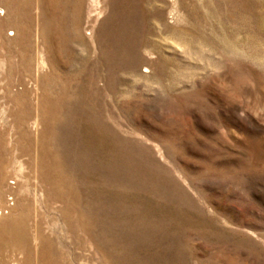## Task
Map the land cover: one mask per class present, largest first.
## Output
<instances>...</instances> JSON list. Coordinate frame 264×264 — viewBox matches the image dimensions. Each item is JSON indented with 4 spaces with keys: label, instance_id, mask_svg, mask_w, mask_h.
<instances>
[{
    "label": "rangeland",
    "instance_id": "1",
    "mask_svg": "<svg viewBox=\"0 0 264 264\" xmlns=\"http://www.w3.org/2000/svg\"><path fill=\"white\" fill-rule=\"evenodd\" d=\"M264 0H0V264H264Z\"/></svg>",
    "mask_w": 264,
    "mask_h": 264
},
{
    "label": "bare ground",
    "instance_id": "2",
    "mask_svg": "<svg viewBox=\"0 0 264 264\" xmlns=\"http://www.w3.org/2000/svg\"><path fill=\"white\" fill-rule=\"evenodd\" d=\"M263 26H264V25H263ZM262 31H264V29H263Z\"/></svg>",
    "mask_w": 264,
    "mask_h": 264
}]
</instances>
